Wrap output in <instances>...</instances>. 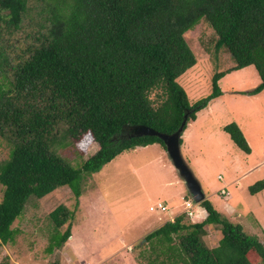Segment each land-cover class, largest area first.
Here are the masks:
<instances>
[{"label":"trees","instance_id":"1","mask_svg":"<svg viewBox=\"0 0 264 264\" xmlns=\"http://www.w3.org/2000/svg\"><path fill=\"white\" fill-rule=\"evenodd\" d=\"M202 19L218 34L216 49L226 46L236 67H256L260 83L250 93L261 92L264 0H0V139L10 146L0 161L2 243L14 240L12 224L30 198L63 186L78 198L85 176L117 155L155 142L166 149L157 136L129 138L130 126L173 133L189 113L184 131L198 110L221 95L224 71L214 73L211 94L195 102L178 81L196 64L184 34ZM26 26L31 41L23 52L8 51L17 49L10 37ZM24 52L28 58L13 65L7 78L2 68ZM83 133H90L98 146L75 167L57 144ZM234 138L250 152L241 132ZM263 188L264 179L248 186L251 194ZM198 206L204 211L201 221L189 223L183 212L146 240L156 238L168 259L183 264H253L251 251L264 261V242L231 222L207 197ZM49 217L54 223L47 246L51 253L71 236L74 212L60 204ZM211 224L222 233L213 247L203 238Z\"/></svg>","mask_w":264,"mask_h":264},{"label":"rangeland","instance_id":"2","mask_svg":"<svg viewBox=\"0 0 264 264\" xmlns=\"http://www.w3.org/2000/svg\"><path fill=\"white\" fill-rule=\"evenodd\" d=\"M30 31L26 26L16 33L18 37L11 36L9 42L17 49L8 51L23 52L21 49L31 41L27 37ZM184 36L196 56V64L178 81L191 102L211 94L215 72L224 71V75L219 79L221 95L212 98L187 123L181 138L182 155L218 211L264 242V188L255 194L248 189L264 179V163L259 164L264 161V89L250 93L260 83V76L254 65L236 67L226 46L216 49L218 34L206 20L202 19ZM28 56L24 52L2 68L7 78L12 77L13 65ZM186 79L189 87L183 82ZM151 97H155V92ZM238 131L250 152L237 145L234 136ZM70 140L65 138L62 145L57 144L58 152L75 167H81L98 145L90 133ZM165 150L162 143L155 142L117 155L99 171L85 176L78 198L68 186L42 198H30L12 224L16 231L14 240L6 244L0 240V264H171L172 260L161 252L162 243L156 238H145L183 213L185 200L192 197ZM9 151V144L0 139V161L8 157ZM158 202L166 204L167 211H151L149 207ZM60 204L74 212L69 221L71 236L61 248L49 253L47 246L54 227L49 213ZM198 205L194 203V214L201 211ZM203 218L204 213L186 221ZM69 222L60 228L61 233ZM206 228L205 242L216 246L221 231L213 224ZM248 257L253 264H264L254 251Z\"/></svg>","mask_w":264,"mask_h":264},{"label":"water","instance_id":"3","mask_svg":"<svg viewBox=\"0 0 264 264\" xmlns=\"http://www.w3.org/2000/svg\"><path fill=\"white\" fill-rule=\"evenodd\" d=\"M188 117L189 113H186L180 127L173 133H164L146 125H135L130 126L127 129L126 136L129 138L144 135L159 137L166 145L170 160L181 178L185 181L186 187L192 196L193 201L199 204L206 198L205 193L202 189L201 183L185 161L181 151V137Z\"/></svg>","mask_w":264,"mask_h":264},{"label":"built area","instance_id":"4","mask_svg":"<svg viewBox=\"0 0 264 264\" xmlns=\"http://www.w3.org/2000/svg\"><path fill=\"white\" fill-rule=\"evenodd\" d=\"M219 178H222L221 175L219 176ZM222 192L224 193L225 191L222 190ZM194 203L195 202L193 201L192 198L189 200H185L184 211H182L188 214L191 218L197 215V214H194V211H193ZM149 208L151 211H159V212H165L168 209L166 204H164L163 202H158L156 205H151Z\"/></svg>","mask_w":264,"mask_h":264},{"label":"crops","instance_id":"5","mask_svg":"<svg viewBox=\"0 0 264 264\" xmlns=\"http://www.w3.org/2000/svg\"><path fill=\"white\" fill-rule=\"evenodd\" d=\"M194 66H195V65H194ZM192 67H193V66H192ZM192 67H191V68H192ZM191 68H189L188 70H186V71H185L182 75H180L178 78H181V79H182V78H185V77H184L185 74H186L189 70H191ZM181 79H180V80H181ZM187 80H188V79H186V80L183 81V82H184V84H185L187 87H189V84H188L189 82H187ZM187 87H186V88H187ZM190 102H191V101H190ZM185 131H186V130H185ZM185 131L183 132L182 136L185 134ZM188 135H189V132H187V135H186V136H188ZM223 135H224V137H226V138H227V136L229 137V134L223 133ZM148 146H149V145H148ZM150 146H151V145H150ZM145 147H147V146H145ZM135 149H136V148H135ZM165 152H166V150H165ZM243 154H245V153H243ZM166 155H167V154H166ZM164 156H165V153H164ZM260 163H264V161H263V162H260V161H259V164H260ZM259 164H258V165H259ZM258 165L256 164L255 166H258ZM260 165H261V164H260ZM257 168H258V167H257ZM182 211H183V210H182ZM182 211H181V212H182ZM177 212H178V211H177ZM203 212H204V211H202V212H201V211H198L197 215L199 216V215L203 214ZM175 213H176V212H175ZM197 215H196V216H197ZM171 219H173V218L171 217Z\"/></svg>","mask_w":264,"mask_h":264}]
</instances>
